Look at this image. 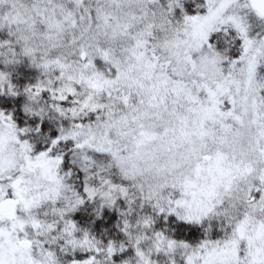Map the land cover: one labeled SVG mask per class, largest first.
Wrapping results in <instances>:
<instances>
[{"label": "snow or ice", "instance_id": "snow-or-ice-1", "mask_svg": "<svg viewBox=\"0 0 264 264\" xmlns=\"http://www.w3.org/2000/svg\"><path fill=\"white\" fill-rule=\"evenodd\" d=\"M0 264H264V0H0Z\"/></svg>", "mask_w": 264, "mask_h": 264}]
</instances>
